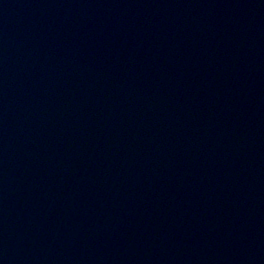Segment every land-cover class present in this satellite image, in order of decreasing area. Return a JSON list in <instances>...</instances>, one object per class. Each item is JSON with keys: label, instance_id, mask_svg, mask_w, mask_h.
I'll return each instance as SVG.
<instances>
[{"label": "water", "instance_id": "obj_1", "mask_svg": "<svg viewBox=\"0 0 264 264\" xmlns=\"http://www.w3.org/2000/svg\"><path fill=\"white\" fill-rule=\"evenodd\" d=\"M0 264H264V0H0Z\"/></svg>", "mask_w": 264, "mask_h": 264}]
</instances>
